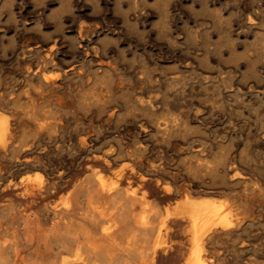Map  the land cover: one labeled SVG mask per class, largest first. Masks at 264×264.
Here are the masks:
<instances>
[{
	"label": "rangeland",
	"instance_id": "1",
	"mask_svg": "<svg viewBox=\"0 0 264 264\" xmlns=\"http://www.w3.org/2000/svg\"><path fill=\"white\" fill-rule=\"evenodd\" d=\"M51 46L56 64L36 72ZM0 112L13 128L0 149V258L56 248L54 214L13 184L38 171L58 186L53 203L120 170L126 188L144 176L156 195L155 180L174 186L163 205L227 200L237 224L210 264H234L264 225V0H0ZM182 241L158 264H184Z\"/></svg>",
	"mask_w": 264,
	"mask_h": 264
},
{
	"label": "bare ground",
	"instance_id": "2",
	"mask_svg": "<svg viewBox=\"0 0 264 264\" xmlns=\"http://www.w3.org/2000/svg\"><path fill=\"white\" fill-rule=\"evenodd\" d=\"M54 48L50 47L48 55L38 63L36 72L41 71L47 64H56L54 63L56 62ZM51 76L44 77V80L49 81ZM12 135L11 119L7 114H0V149H5L9 145ZM82 143L86 144V140H83ZM38 172L40 174L21 178L13 184L15 187H25L24 197H30L33 201L38 199L44 201L43 208L54 214V223L50 232L56 237V248L46 243V255H33L27 259V257L21 256L20 249H16V247L15 257L13 259L2 257L0 264H158L161 253L173 252L171 247L175 236L183 238L179 247L186 248V244L188 245L187 251L183 253L184 264H208L210 261L207 263L205 261H208L207 258L211 253V245L214 240L220 234L229 233L237 224L235 222L236 213L232 207L234 204L231 206L227 200L217 202L209 198L196 199L184 195L173 204L169 202V204L163 205L162 200H170L174 194V186L165 184L164 187H161L160 179H157L155 186L157 192H161V194L156 195L145 188L151 178L144 176L139 187L126 188L123 187L125 181L123 170L117 172L111 180L94 171L65 194L61 200L53 203L48 199L56 195L58 186L46 180L43 172ZM53 182L55 181L53 180ZM10 184L12 183L10 182ZM89 189H91V193ZM83 191H88V194L84 201H79L77 196ZM249 231L250 239H242L236 249L234 264H264V225L259 226L256 232H253L252 229ZM150 233H153L152 236ZM15 239L13 237V240ZM245 251L249 253L246 258L244 257ZM232 254L235 255L234 252ZM5 256L9 257V255ZM221 262L222 260L219 264Z\"/></svg>",
	"mask_w": 264,
	"mask_h": 264
}]
</instances>
